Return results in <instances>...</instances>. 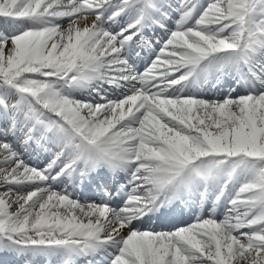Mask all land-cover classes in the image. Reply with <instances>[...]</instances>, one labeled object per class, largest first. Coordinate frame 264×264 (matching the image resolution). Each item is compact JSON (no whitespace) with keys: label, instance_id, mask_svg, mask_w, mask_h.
<instances>
[{"label":"snow or ice","instance_id":"obj_1","mask_svg":"<svg viewBox=\"0 0 264 264\" xmlns=\"http://www.w3.org/2000/svg\"><path fill=\"white\" fill-rule=\"evenodd\" d=\"M0 254L264 264V0H0Z\"/></svg>","mask_w":264,"mask_h":264},{"label":"bare ground","instance_id":"obj_2","mask_svg":"<svg viewBox=\"0 0 264 264\" xmlns=\"http://www.w3.org/2000/svg\"><path fill=\"white\" fill-rule=\"evenodd\" d=\"M151 35V34H150ZM114 97V96H113ZM26 160H29V162L33 165V166H40L42 167V163L45 161L47 162V157L44 153L40 152V153H34L31 158L29 159V157H25ZM111 186V185H110ZM94 197V196H92ZM88 198V194L86 192V195L82 196L81 199L87 200ZM94 199H96V197H94ZM184 213L181 212L180 207L176 208L175 210H173L172 212L168 213V217L172 220L177 219H182V220H186L188 217L191 216L190 212H186L185 210H187L188 208L185 206L182 208ZM181 213V216H180ZM164 218V217H162ZM156 219L155 217L153 218V220ZM155 223H153V221L151 222V227H154ZM146 228L148 229L149 224L146 223ZM47 263H51V264H63L62 259L61 258H57V257H52V258H46V257H32V258H20L17 256H12V255H8V254H0V264H47Z\"/></svg>","mask_w":264,"mask_h":264},{"label":"rangeland","instance_id":"obj_3","mask_svg":"<svg viewBox=\"0 0 264 264\" xmlns=\"http://www.w3.org/2000/svg\"><path fill=\"white\" fill-rule=\"evenodd\" d=\"M169 27H172V25H169ZM164 33L163 32H160L158 31L156 33V35L154 37H152L153 39H155L156 37H159V36H163ZM137 51H139V49H137ZM145 58H147L145 60ZM148 60V53L147 51H145L144 53L141 54V58L139 60H137V63L139 65V67L141 68V70H143L144 66H145V62ZM92 193V192H91ZM91 199V198H90ZM89 199V200H90ZM195 222V216L192 215V217H190L189 219H186L185 221H172L169 219H162L160 220V222H157V220H154L153 224L154 225V228H156V230H169V229H174L175 227H180V226H186L188 224H191ZM144 228H146V225L144 226ZM147 230V229H145Z\"/></svg>","mask_w":264,"mask_h":264}]
</instances>
